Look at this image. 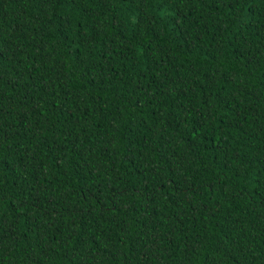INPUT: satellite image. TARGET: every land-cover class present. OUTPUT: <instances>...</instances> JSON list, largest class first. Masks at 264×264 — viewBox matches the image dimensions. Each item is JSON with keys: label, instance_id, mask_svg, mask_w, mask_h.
<instances>
[{"label": "trees", "instance_id": "16d2710c", "mask_svg": "<svg viewBox=\"0 0 264 264\" xmlns=\"http://www.w3.org/2000/svg\"><path fill=\"white\" fill-rule=\"evenodd\" d=\"M0 264H264V0H0Z\"/></svg>", "mask_w": 264, "mask_h": 264}]
</instances>
